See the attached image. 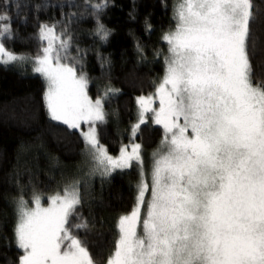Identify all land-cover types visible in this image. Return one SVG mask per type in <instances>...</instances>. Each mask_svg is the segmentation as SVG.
<instances>
[{
	"label": "snow or ice",
	"instance_id": "1",
	"mask_svg": "<svg viewBox=\"0 0 264 264\" xmlns=\"http://www.w3.org/2000/svg\"><path fill=\"white\" fill-rule=\"evenodd\" d=\"M175 18V31L163 37L171 55L157 88L159 109L150 107L152 97L138 98L142 114L153 111L166 130L163 148L151 186L141 178L134 207L120 218L107 264H264V86L251 81V0H180ZM41 36L47 46L34 70L48 82L51 118L71 128L102 121L85 77L62 63L66 43L48 26ZM2 58L21 59L0 43ZM83 135L105 173L141 162L138 144L113 158L94 129ZM34 200L33 209L19 204L21 264H95L71 231L86 225L68 226L80 203L77 187L57 193L48 208Z\"/></svg>",
	"mask_w": 264,
	"mask_h": 264
},
{
	"label": "trees",
	"instance_id": "2",
	"mask_svg": "<svg viewBox=\"0 0 264 264\" xmlns=\"http://www.w3.org/2000/svg\"><path fill=\"white\" fill-rule=\"evenodd\" d=\"M175 0H0L10 34L4 47L38 55L40 30L53 26L66 37L93 98L104 88L114 119L99 126L100 141L112 154L129 141L137 97L153 93L164 76L163 35L175 26ZM248 58L252 81L264 86V0H251ZM103 29V32L101 31ZM77 65V66H78ZM46 84L0 63V264H20L16 243L17 203L32 193L58 189L61 173L52 161L75 165L84 147L82 134L53 121L46 107ZM118 127V128H117ZM120 130V131H119ZM160 126L143 124L135 140L156 148ZM57 164V163H56ZM138 173L133 168L96 184L70 217L72 227L95 264H104L116 245L117 224L135 205Z\"/></svg>",
	"mask_w": 264,
	"mask_h": 264
},
{
	"label": "rangeland",
	"instance_id": "3",
	"mask_svg": "<svg viewBox=\"0 0 264 264\" xmlns=\"http://www.w3.org/2000/svg\"><path fill=\"white\" fill-rule=\"evenodd\" d=\"M180 2V0H175L174 3V12H173V16H174V20H175V26L172 30L167 31L165 34L170 33L175 31L176 29V8L178 3ZM0 17H6L5 15H0ZM8 26L9 31L5 34L3 31H0V43H4L5 44V38L7 35L10 34V25L8 20H0V29H3L4 25ZM250 25V24H249ZM44 26H48L50 28H53L56 35L58 37H61L63 39V41L66 43L67 47H66V59L62 61V63H66L69 64L71 66H73L75 68V71L77 73V76H84L86 79V88H85V92L87 94V96L93 101L95 102L96 100H100L101 101V111L103 113L104 119L101 120H93V121H81L80 122V127L79 128H71L68 126L70 129L72 130H78L82 136H83V140H84V147L81 150V157L80 160L75 164V165H69V166H65L64 163L60 162V161H52V163H55L56 168L58 169V171L61 173V178L59 180V185H58V189L55 192H51V193H32L30 197H22L19 199V202L17 203V209H16V213H17V220H16V229H17V224L19 222V204L20 201L23 199V201L26 202V206L28 209H33L36 207L35 204V200L34 198L36 196H39L40 198V207L41 208H48L51 206V198L56 196L57 193H59L60 195H63V191L65 188L75 185L79 191L80 194V203L83 200V195H90L92 194V190H94L96 184L101 183V181H107L109 180L112 176L119 174V173H123L127 170L130 169H135L138 173V181H137V190H138V185L141 181V178L143 177V179L145 181L148 182L149 186H151V180H152V169H153V163H154V159L155 156L158 152H160L163 148V144L162 141H164L165 135H166V130L164 129L162 124H158L155 122V116H154V112L153 111H148V112H143L142 114V109L140 108V105L138 104V98L140 97H152L153 98V103L151 104V108L154 110H158L159 109V97L157 95V88L160 85V83L162 82V80L165 77V73H166V61L167 59L170 57L171 53L169 52V44L163 39V41L166 43L167 45V50L163 56V61H164V67H165V71H164V76L163 78L159 81V83L156 86V89L153 93H149L147 95H143L140 97H137L136 99V114H135V122L131 125V127L129 128L128 132H125L124 135H128L129 141L125 142L119 152L117 154H112L109 152L108 147L106 144L102 143L100 141L99 138V126L103 123L108 122L111 119H114L113 115H111L112 113H110L109 111H107L106 107H105V100L107 98V94L109 93V89L108 91L106 90L107 88H104L103 92L101 93L100 97L98 98H93L91 95V91H90V83L88 81V78L85 74V72H82L79 69V63L78 61H76L77 59L73 56L72 52H71V48L70 45L66 39V37H64L61 33H59L53 26L51 25H43ZM42 29V28H41ZM163 35V37H164ZM40 38L42 41V48L41 51L38 55H29V54H24V53H15L12 52L10 50H7L5 47V50L8 52H11L12 54H14L17 57H20L21 59L19 60H15V61H8V62H4V60L6 58H2L0 59V63L14 68L16 70H19L21 72H23L24 74H30V75H39L43 78V80L45 81L46 84V92L48 91V82L45 79L44 76H42L40 73L36 72L34 69L36 67V60L37 57L41 56L43 54V49L47 46V41L42 39L41 36V30H40ZM60 43V40L57 39L56 44L58 45ZM3 44V46H4ZM76 60H75V59ZM78 65V66H77ZM251 81H252V77H251ZM253 85H256L253 81H252ZM47 107V106H46ZM48 114H49V109L47 108ZM49 117L51 118L50 114ZM52 119V118H51ZM55 122H59V123H63V121L60 120H54ZM141 120L143 122H141ZM64 124V123H63ZM143 124H151V125H156V126H160L163 130V136L160 139V142L158 143V145L156 146V148L148 150L146 148L143 147V145L141 143H139L138 141L135 140L137 134L140 131V128ZM138 125V127H137ZM118 128V127H117ZM89 129H94L95 132V137L98 140L99 144L103 146V148L107 151V154L113 158H117L121 155V149H126L128 152H131L132 150V146L134 144H138L140 145L139 148V155H140V161L138 162L135 159L131 162V166L127 167V168H115L113 170H111L108 173H105L103 170L102 166H98L97 162L95 161V159L93 158L92 152L90 150L89 145L86 143L85 137L83 135V133H86L89 131ZM120 131V130H119ZM170 135V133L168 134ZM57 163V164H56ZM137 196V193H136ZM150 198V192L148 194H146L145 199H149ZM79 203V204H80ZM136 203V202H135ZM78 206V205H77ZM76 206V207H77ZM131 212V211H130ZM129 212V213H130ZM129 213L125 214L128 215ZM123 215V216H125ZM71 217V216H70ZM69 217V219H70ZM122 217V216H121ZM120 217V218H121ZM120 218L118 220V224L120 221ZM118 224H117V238L116 241L119 239V228H118ZM139 231V229H138ZM16 243L18 245V241H17V231H16ZM23 255H24V250L21 248ZM115 250V248H114ZM113 250V251H114ZM112 251V253H113ZM111 253V254H112ZM90 254V253H89ZM22 255V256H23ZM108 260V259H107ZM21 264V262H20ZM107 264V261L104 263Z\"/></svg>",
	"mask_w": 264,
	"mask_h": 264
}]
</instances>
